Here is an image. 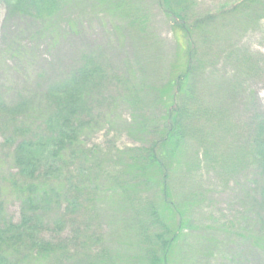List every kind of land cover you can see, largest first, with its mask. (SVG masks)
Wrapping results in <instances>:
<instances>
[{
	"label": "trees",
	"instance_id": "1",
	"mask_svg": "<svg viewBox=\"0 0 264 264\" xmlns=\"http://www.w3.org/2000/svg\"><path fill=\"white\" fill-rule=\"evenodd\" d=\"M7 1L24 14L42 18L53 17L66 4ZM158 3L174 16L176 36L188 60L182 72L171 70L159 81L161 61L156 57L146 63L136 57L113 73L99 52H85L77 66L50 79L40 91L22 92L16 101L0 93V129L5 141L16 143L17 171L11 181L21 200L17 220L0 213V264H171L170 257L187 236V219L174 193V160L188 141L202 148L196 152L198 165L207 162L212 168L215 161L230 172L241 165L259 166L254 174L261 177V191L253 207H260L258 221L264 226V115L252 121L248 143L221 151L209 131L212 124L206 123L218 119L219 131L229 129L231 115L221 98L197 95L196 84H190L202 65V58L194 64L200 36L217 31L206 24L216 14L191 20V0ZM233 3L254 20L264 13V0ZM117 110L130 113L128 120H117ZM99 123L108 133L111 127L138 143H91ZM219 153L223 157L218 161ZM179 173L182 178L191 175L187 169ZM257 235L252 237L253 248H264V227Z\"/></svg>",
	"mask_w": 264,
	"mask_h": 264
},
{
	"label": "rangeland",
	"instance_id": "2",
	"mask_svg": "<svg viewBox=\"0 0 264 264\" xmlns=\"http://www.w3.org/2000/svg\"><path fill=\"white\" fill-rule=\"evenodd\" d=\"M232 1L191 0L193 5L189 8L191 20L208 12L216 14L206 24L217 31L210 37L200 36L194 64L198 66L202 58V65L190 84H196L193 90L197 95L221 98L224 109L231 115L229 129L219 131L218 119L206 123L213 125L209 131L215 133L213 138L221 151L231 144L235 147L248 143L252 121L264 115V13L254 20L247 11L232 7ZM220 7L222 11L217 12ZM173 18L158 0H66L51 18L24 14L15 2L2 0L0 93L16 101L22 92L40 91L50 79L59 78L77 66L85 52H99L113 73L131 62L129 59L140 57L150 63L157 57L161 71L156 76L159 81L164 80L171 70L182 72L188 62L176 36ZM205 38L208 44L202 45ZM200 97L201 100L204 96ZM115 113L121 122L130 116L126 111ZM97 126H101L100 130H94L91 143L108 140L120 147L138 143L125 132L116 133L110 127L108 133V127L100 123ZM15 145L5 141L0 129V213L17 220L21 200L11 181L17 171L13 164ZM199 148L188 141L176 151L179 153L174 160L177 174L174 193L187 219L184 228L187 236L170 257L171 264H264V248L259 245L253 248L252 238L258 237L264 227L258 221L260 207H253L261 191L258 188L261 177L254 174L255 170L260 172L259 166L241 165L230 172L217 167L215 161L212 168L207 162L198 165ZM222 157L219 153L215 158L219 161ZM198 166L202 168L200 171ZM184 169L191 173L187 178L180 176ZM254 194L258 196L252 197ZM111 211L106 213V219Z\"/></svg>",
	"mask_w": 264,
	"mask_h": 264
}]
</instances>
